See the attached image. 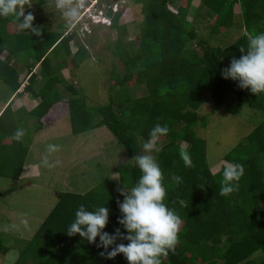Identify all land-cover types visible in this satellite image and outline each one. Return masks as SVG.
<instances>
[{
	"label": "trees",
	"instance_id": "obj_1",
	"mask_svg": "<svg viewBox=\"0 0 264 264\" xmlns=\"http://www.w3.org/2000/svg\"><path fill=\"white\" fill-rule=\"evenodd\" d=\"M134 1L144 15L137 47L121 39L112 45L114 56L125 65V73L113 71V87L120 89L113 90L107 104L95 106L88 105L73 83L64 81V72L79 69L90 56L84 45L73 50L75 30L68 32L70 27L63 22L57 25L58 29H50L42 17L32 21L39 34L28 27L31 21L23 11H32L31 2L43 6L49 0H23L15 15L0 16V79L14 92L24 86L23 93L38 100L31 109H14L10 103L0 113V176L15 180L36 177L39 169L34 175L23 173L25 166L36 162L28 161L32 152L34 157L33 130L28 124L33 121L35 132L43 130L47 117H53L63 102L69 107L73 134L107 127L128 157L117 170L118 181L99 175L97 184L85 192H59L57 202L14 264H27L31 258H37L38 264H128L122 253L109 259L106 254L101 255L105 250L96 243H89L78 233L69 236L66 229L81 204L89 209L106 204L109 222L104 231H126L118 223L121 213L117 200H123L118 188L124 183L131 188L138 181L141 172L132 158L142 154L139 140L148 141L150 130L157 123L169 128L168 134L160 137H166V143L156 156L165 175V203L176 210L182 221L175 252L163 258L162 264H264V119L224 155L230 164H243L245 168L239 189L228 196L220 194L226 166L212 172L206 141L197 132L199 125H207V117L199 110L209 97L217 108L234 98L239 101L235 110L246 105L264 112V93L256 95L241 89L237 81L221 75L233 57H240V47H247L245 33L264 32V0H199L206 11H212L209 17L213 18V33L221 28L244 27V34L226 46L213 45L199 36L196 23L200 19H190L193 8L202 12L195 0ZM236 5L242 12L240 23L236 20ZM106 15L111 28H126L120 23L122 10L114 13L111 7ZM15 24L21 27L19 31L14 29ZM25 27L28 30H22ZM20 62L21 68H27L23 78L20 69L13 65ZM37 65L39 72L34 71ZM139 86H144L147 93L134 97L130 90ZM18 128L27 134L20 142L13 139ZM182 142L187 146H182ZM181 149L190 153L192 167H185ZM173 174L181 176L182 182L172 181ZM181 200L185 205H181ZM119 243L128 241L118 238L116 244ZM5 249L0 246V251Z\"/></svg>",
	"mask_w": 264,
	"mask_h": 264
},
{
	"label": "rangeland",
	"instance_id": "obj_2",
	"mask_svg": "<svg viewBox=\"0 0 264 264\" xmlns=\"http://www.w3.org/2000/svg\"><path fill=\"white\" fill-rule=\"evenodd\" d=\"M99 2L105 6L104 11L108 4H114L118 11H123L120 23L126 25L124 30L111 28L106 12L101 21L89 20V14L85 12L88 8L86 9L85 6L90 5L91 8L92 5L97 4L95 0H66L67 7L64 9L57 7L56 0H49L43 6H37L31 2L32 11H23L24 15L30 14L33 18L46 19L50 29H58L57 25L63 22L70 27L68 32L72 28L75 30L73 50L75 51L79 44L84 45L89 50L90 56L79 69L64 72V81L66 84L73 83L86 97L88 105L92 106L107 104L113 90L120 89L113 87L115 83L113 71L123 75L125 65L114 56L111 47L118 39L125 44H132L134 48L137 47L140 27L144 19L142 7L134 0H99ZM71 8L78 9V15L75 18L68 15ZM202 8L199 7L204 12L205 9ZM94 11L93 8L90 9L91 14H95ZM235 11L237 23H240L243 20L241 8L236 5ZM202 12L197 13V10L193 8L190 19L194 20L197 17L200 19L196 23L199 36L206 38L213 45H229L245 32L243 26H236L229 30L221 28L219 32L213 33L210 24L212 17H209L212 11L207 9L206 12ZM83 14L84 17L81 18ZM20 28L18 24L14 25L16 31ZM25 29L28 30V27L22 28V30ZM195 48L198 47L195 46ZM198 50L202 53L200 48ZM6 55L7 53H4L3 57ZM13 65L20 69L22 78L27 74V68H21L22 62ZM39 69L37 65L34 71L39 72ZM13 92L9 85L0 79V107ZM130 92L134 97H141L147 93V90L144 86H139L132 87ZM68 96L70 97L71 94ZM28 97L34 99L30 95ZM236 105H239L238 99L230 98L226 105L217 108L209 97L208 100H204L199 110L200 114L207 117L208 122L206 126L199 125L197 132L206 141V157L213 173L219 172L223 166L232 165L224 159V155L241 143L244 137L264 119L263 111L252 110L246 105L237 107L235 110L233 108ZM56 112L53 117H47L43 130L35 132L33 121L28 124L33 130L34 142L32 144L34 147H31L34 157L32 152L28 156V161L37 162L34 166L38 165L40 176L36 173L35 178L20 180L0 176V246L6 248L0 251V264H14L57 202L56 196L59 192L68 190L85 192L97 184L99 175L109 176L116 182L119 178L118 168L128 160L125 148L117 143L107 127H99L76 135L72 131L67 102L60 103ZM26 136L27 134H24V137ZM165 138L158 139L156 148L160 150L166 143ZM139 142L142 154L157 156L159 151L155 149L151 153H145L143 145L148 141L140 139ZM49 144L60 146L58 152L49 156L50 162L56 160L61 162L53 168L45 167L41 163L42 157L47 154ZM182 146L186 147L187 144L182 142ZM29 168L32 169L31 166L25 168L24 175ZM9 189L13 192H8ZM27 264H38V259L31 258Z\"/></svg>",
	"mask_w": 264,
	"mask_h": 264
},
{
	"label": "clouds",
	"instance_id": "obj_3",
	"mask_svg": "<svg viewBox=\"0 0 264 264\" xmlns=\"http://www.w3.org/2000/svg\"><path fill=\"white\" fill-rule=\"evenodd\" d=\"M56 2L58 8L67 7L66 0H56ZM18 6H23V0H0V16L15 15ZM89 6L86 5L85 8ZM103 7L105 6L98 1L97 4L91 6L93 11L96 10L95 14L99 13ZM107 10L106 7L105 12ZM68 15L75 18L78 15V9L71 8ZM26 18L31 21L28 27L33 33L39 34V29L32 27L33 16L29 14ZM245 35L248 40L247 47H240V57H233L230 65L221 70V75L225 79L237 81L241 89L250 90L251 93L258 95L264 93V32L245 33ZM168 132L167 125L157 123L150 130V139L143 145L145 153H151L153 149L159 151L156 148V142ZM24 134V130L18 128L13 134V139L20 142ZM59 150V145L49 144L47 154L42 157V165L49 168L58 166L61 162L59 160L50 162L49 156ZM180 157L185 167L193 166L192 157L187 150L181 149ZM132 159L135 160V166L138 167L141 175L133 187L129 188L124 183V187L118 188L123 196L122 201L117 200L121 213L118 223L126 231H121V228H117L111 234L104 231L109 222V208L106 204L93 209L81 204L75 212L74 221L67 227L66 232L69 236L78 233L89 243H96L97 247L105 250L101 255L106 254L109 259L122 253L128 264H162L163 258H166L170 252H175L179 242L181 217L174 208L165 203L167 199L165 175L156 157L151 154H137ZM244 173L243 164L226 166L223 171L220 194L228 196L237 191ZM171 179L179 184L183 178L173 174ZM203 186L200 185V187ZM180 203L185 205L183 200ZM97 237H99L98 243ZM118 238L128 243L116 244ZM114 244L116 246L108 251L109 247Z\"/></svg>",
	"mask_w": 264,
	"mask_h": 264
},
{
	"label": "crops",
	"instance_id": "obj_4",
	"mask_svg": "<svg viewBox=\"0 0 264 264\" xmlns=\"http://www.w3.org/2000/svg\"><path fill=\"white\" fill-rule=\"evenodd\" d=\"M194 4L196 6L202 7L199 0H195ZM202 9H204V8H202ZM204 12H206V10ZM212 19L213 18H211V20ZM23 89H24V87H22L20 90H18L16 92H13L9 98L7 97L4 105L2 107H0V113L10 103L12 104V107L14 109H18V108L23 107V106L27 107V109H31V108L35 107L38 104V100L37 99H30L28 97L29 96L28 94L23 93ZM33 147H34V145L32 146V148ZM29 164H31V165H29ZM29 164H28V166H31L32 169L29 168V170H27L26 174L27 175H34L36 172H38L39 167H38V165L34 166V164H32V163H29ZM26 167L27 166L24 167L23 173H24Z\"/></svg>",
	"mask_w": 264,
	"mask_h": 264
},
{
	"label": "built area",
	"instance_id": "obj_5",
	"mask_svg": "<svg viewBox=\"0 0 264 264\" xmlns=\"http://www.w3.org/2000/svg\"><path fill=\"white\" fill-rule=\"evenodd\" d=\"M97 1H98V0H95V3H97ZM114 6H115L114 4H113V5H112V4H111V5L108 4L107 9H109V8L112 7L113 12L116 13V12H118V9H116ZM87 8H88V9H87ZM86 9H87V10H86L85 12H87L86 14H89V15H88L89 17H91V19H89L91 22H94V21H95V22L101 21V18H103L104 15H105V14H103V13L105 12L103 9H101L100 12L97 13V14H91V13H90V9H91L90 7H86ZM83 12H84V11H83ZM80 16H81V15H80ZM83 17H84V14H83V16H82L81 18H83ZM106 17L108 18V16H106ZM109 19H110V18H109ZM72 29H73V28H72ZM72 29H71V30H72Z\"/></svg>",
	"mask_w": 264,
	"mask_h": 264
}]
</instances>
